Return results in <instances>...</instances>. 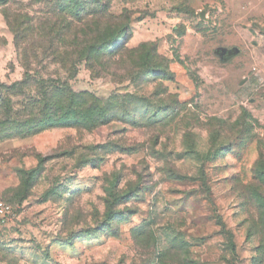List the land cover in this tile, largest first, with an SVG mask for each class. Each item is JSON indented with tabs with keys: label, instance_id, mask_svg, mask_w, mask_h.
Listing matches in <instances>:
<instances>
[{
	"label": "rangeland",
	"instance_id": "1",
	"mask_svg": "<svg viewBox=\"0 0 264 264\" xmlns=\"http://www.w3.org/2000/svg\"><path fill=\"white\" fill-rule=\"evenodd\" d=\"M0 94V264H264V0H0Z\"/></svg>",
	"mask_w": 264,
	"mask_h": 264
},
{
	"label": "trees",
	"instance_id": "2",
	"mask_svg": "<svg viewBox=\"0 0 264 264\" xmlns=\"http://www.w3.org/2000/svg\"><path fill=\"white\" fill-rule=\"evenodd\" d=\"M115 48H117V47L115 46L113 49L108 50L107 54H112L115 51ZM97 49L98 48L94 47V48H92V51L94 52ZM101 54H102V52H100L97 57H99ZM56 88H58V87H56ZM57 91H59L58 92L59 95H62L63 90L59 89ZM82 94H85V93H77L74 96L75 98L71 99L70 104H84V99L79 97V96H82ZM64 95H65V93H64ZM1 96L2 95L0 94V100H1ZM87 100H88V102H90V104H93L94 107L88 113H85L86 115L84 114L85 116H83V117L85 119L83 120L84 122L82 125L86 126L88 128H93V127H96L98 125H101L104 122L105 117H106L105 116L106 115L105 108L102 106V104H104V103L102 101H99L97 98L93 97L92 95L88 96ZM71 112L73 114H79L78 108H76V110H72ZM72 124H74V122ZM43 127H45L44 124L43 125H29V126H26L25 128H23L21 130L20 134L27 136V135L38 132Z\"/></svg>",
	"mask_w": 264,
	"mask_h": 264
},
{
	"label": "built area",
	"instance_id": "3",
	"mask_svg": "<svg viewBox=\"0 0 264 264\" xmlns=\"http://www.w3.org/2000/svg\"><path fill=\"white\" fill-rule=\"evenodd\" d=\"M10 208L4 202L0 201V215L4 216L5 214L9 213Z\"/></svg>",
	"mask_w": 264,
	"mask_h": 264
}]
</instances>
